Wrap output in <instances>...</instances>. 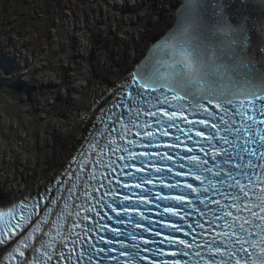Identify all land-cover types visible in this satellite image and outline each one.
Returning a JSON list of instances; mask_svg holds the SVG:
<instances>
[{"label":"snow or ice","instance_id":"6c2138e0","mask_svg":"<svg viewBox=\"0 0 264 264\" xmlns=\"http://www.w3.org/2000/svg\"><path fill=\"white\" fill-rule=\"evenodd\" d=\"M181 8L183 12L179 17L174 34L167 42L166 48L162 50L163 56L154 62L151 70L134 73L132 83L136 85L135 90H131L129 85L130 90L127 96L121 97V106L128 109L129 115L127 120L120 121L119 136L123 140L125 134L130 130V126L140 129L141 125L137 122L136 117H139L141 112L146 116L155 117L156 130L160 132V137L169 135L167 130L173 127L178 133L182 132L180 123L186 122L189 125L198 123L205 129H209L207 135L204 131L196 132L197 136L203 137L207 141V145L200 147L199 151L204 152L205 155H208L210 151L212 160L217 162L214 165H209L208 160L201 159L193 152L192 148L186 149L187 152L192 153L191 155L177 154V167L183 169L185 165L179 161L187 160L190 168L188 173L175 171V177L191 176L193 180L200 181L202 185L199 188L194 187L193 184L185 180L181 186L179 179L173 183L171 182L173 177L168 175L173 173L174 169L167 164H161V161H172L173 156L167 151L158 150L163 142L154 135V131L149 130L143 133L146 143L129 140L128 145L131 147L118 145L115 138L109 137L113 152L122 151L127 154L119 157L125 161L121 171L124 168H135L136 170L125 174L127 179L123 184V187L133 191L135 203L131 205L126 203L132 200V197L127 194L120 199L104 200V196L115 197L117 195L115 190L106 191L96 201L102 208H111L116 213L119 218L116 220L117 224L127 223L131 227L127 233L120 229L110 228L109 231L114 239L100 237L105 245H109L107 249L89 244V249L95 251L88 255V264H94L93 256L99 253H105L107 256V253L115 251L110 247L113 244L119 245L118 256L125 258L118 259L117 256H108L107 258L114 264H143V261L148 259L147 256L142 255L144 251L151 252L153 255L159 252L161 256L189 257L171 261L162 259L159 264H264V215H262L264 213V171L255 181L252 180V174L257 167L264 170V163L256 165L253 159L264 161V2L260 7L259 20H252L251 26L246 24V21L250 19V11L254 9L244 0L215 6L213 4L204 5L202 0H188ZM217 9L220 11L218 12ZM205 14L208 17L207 22L212 26L222 23L224 15L232 18L230 33L232 38L227 42L226 48L223 41L220 42L221 47L218 48L215 45L208 46L206 43H194L189 38L190 33L201 26L200 22L204 20ZM257 23L260 25L262 37L260 45L258 48L248 47V33L254 30ZM257 50L260 55L258 59H254L253 53ZM165 92L171 93V95H164ZM149 93L157 95H148ZM146 96L147 99H145ZM165 104L172 110H166L162 106L158 107V105ZM144 105L151 107L145 109ZM185 108H190L193 115L199 113L201 118L195 122L187 120V117L184 116ZM176 109L180 111L177 112ZM100 122L105 123L103 118ZM143 127L150 129L151 121H146ZM211 129L216 131L212 132ZM137 135H141V133L137 131ZM175 139L179 141V135ZM223 145L228 147H223ZM250 145H256V147L252 148ZM163 146L175 148L178 145L173 143L163 144ZM95 147V144L90 145V149ZM136 147L145 149V151L139 153L132 151ZM149 149L152 151H148ZM257 151H259L258 156ZM150 157H159V159L151 160ZM217 157H222V159L217 160ZM137 160H139V167L135 163H129V161ZM92 163L94 165L99 163L101 167L105 166L99 158ZM114 164L115 161L109 160L107 167L115 170ZM225 165L227 167H224ZM145 167H150L152 171H149L147 175L136 174L143 172ZM249 169L253 172L247 171ZM94 173L95 168L88 175L89 181L96 178ZM238 177H247L248 184L241 183V179ZM79 180L80 176L77 174L76 181ZM119 183L120 181L117 180V184ZM148 184H152L154 188L158 186L160 189L167 188L170 191L180 188L181 191L179 195L162 194L161 191H156L153 195V192L145 187ZM218 184L221 187L226 185L227 188L233 189V193L221 191L217 188ZM76 187L77 184L73 183L72 188L68 191L71 193ZM101 187L104 185L101 184ZM135 189H141V191L136 193ZM184 189H189L190 192L185 193ZM210 190L219 192L223 200L230 199L231 203L221 204L220 200H213L211 203L216 207L210 209L205 202ZM192 193L196 194L195 200L198 205H203V208H200L191 199ZM57 195H59V190ZM88 195L91 198L90 194ZM158 201L165 202L163 211L158 215L168 214L184 221L190 212L183 211L182 207L178 206L187 204L192 207L193 211L199 212L201 217L210 216L208 220L210 226L218 220H223L224 223L216 224V227L221 231H218L210 240L205 239L203 245L174 236H167L159 242L144 239L136 229L143 228L144 232H151L154 236L161 234L141 223V221L149 220V217L140 210L139 204L147 205L155 202L156 208H160L161 205ZM56 203V200L49 201L50 205ZM29 207L32 211L28 215H24V210ZM68 207L67 200H65V208ZM16 208L20 209L18 220ZM38 208V202L33 201L30 206L20 204L6 212L0 211V224H3V227L0 228V260L6 261L7 264H49L53 256L57 254L61 260L72 259L71 254L65 257L62 251L59 253L55 251L56 237L52 235L51 228L45 233L50 237L48 241H45L43 236L35 235L43 231L42 225L47 224L49 216L53 214L54 209L51 206L45 207L43 217L38 219L18 241L16 240L20 232L28 227L32 217L37 214ZM231 209H235V214ZM256 209L259 211L257 212ZM60 211L63 213V209ZM86 211H93V209L86 208ZM241 212H246L248 215L243 216L240 214ZM127 213H132V215H129L126 221L122 215ZM78 215L79 212H77ZM96 215L99 216L100 213L97 212ZM133 216L138 219H133ZM83 219L87 220L89 217L85 216ZM108 219L111 220L112 217H108ZM13 220H16L15 224L12 223ZM59 220L60 216L58 215L57 225ZM163 226L176 232L184 231L181 225L174 221H168ZM85 227L88 231L92 230L87 225ZM93 227L107 228V225H93ZM188 228L194 230L192 224H189ZM195 228L204 229V224L197 219ZM57 234H61L59 226H57ZM189 234L188 231H184L185 236ZM76 235L79 236L78 233ZM116 237L124 238L115 239ZM138 239L140 242H137ZM30 241H38L39 247H35ZM165 241L169 246L180 245L182 247L178 251L165 252L163 248L159 247V244H163ZM193 241H195V237H193ZM72 243L75 245L76 241H72ZM153 243L157 244L156 248H142L141 246V244ZM202 246L206 247L205 254L198 250ZM27 249H31L29 258L21 261L19 257H24ZM189 249L192 250L191 256L199 259L191 258ZM84 256L85 252L81 251L79 257ZM151 264H157V262L153 260Z\"/></svg>","mask_w":264,"mask_h":264},{"label":"bare ground","instance_id":"6f19581e","mask_svg":"<svg viewBox=\"0 0 264 264\" xmlns=\"http://www.w3.org/2000/svg\"><path fill=\"white\" fill-rule=\"evenodd\" d=\"M181 1L113 0L109 18L89 17L83 24L89 30L78 35L69 60L71 42L49 61L45 75L25 77L28 96L24 90L1 98L0 205L36 192L60 173L90 126L88 113L98 96L105 97L171 26Z\"/></svg>","mask_w":264,"mask_h":264},{"label":"rangeland","instance_id":"374dc122","mask_svg":"<svg viewBox=\"0 0 264 264\" xmlns=\"http://www.w3.org/2000/svg\"><path fill=\"white\" fill-rule=\"evenodd\" d=\"M14 1L9 0L8 18L0 13L1 24L7 29L0 34V101L24 90L28 96L27 77L45 75L49 61L61 56L67 42L72 47L65 52L69 60L78 35L89 30L83 26L89 17L106 20L115 10L113 0H22L18 13H10ZM124 24L129 27L128 22Z\"/></svg>","mask_w":264,"mask_h":264},{"label":"water","instance_id":"95a60500","mask_svg":"<svg viewBox=\"0 0 264 264\" xmlns=\"http://www.w3.org/2000/svg\"><path fill=\"white\" fill-rule=\"evenodd\" d=\"M209 2V0H205V2H203V4H207ZM221 4L223 3V0H220Z\"/></svg>","mask_w":264,"mask_h":264}]
</instances>
